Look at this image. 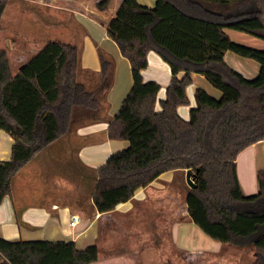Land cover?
<instances>
[{"label":"trees","instance_id":"16d2710c","mask_svg":"<svg viewBox=\"0 0 264 264\" xmlns=\"http://www.w3.org/2000/svg\"><path fill=\"white\" fill-rule=\"evenodd\" d=\"M248 1L155 0L152 8L122 1L106 35L128 61L132 86L108 121L107 136L128 147L96 170L91 198L98 213H108L163 173L190 171L195 183L185 197L190 222L222 245L252 247V264H264V169L256 173L257 193L245 196L235 164L240 151L264 140V50L234 43L225 33L264 41V0H258L259 11L242 10ZM8 3L0 0V29ZM149 52L171 73L159 111V85L142 79ZM226 52L254 60L257 76L246 80L230 69ZM79 59L77 47L48 42L13 75L7 53L0 51V130L14 140L10 160L0 162V203L11 192L12 178L44 148L79 126L106 120L114 62L99 52L98 82L88 88L79 81ZM191 73L202 75L221 97L196 89L195 107L183 120L177 109L189 105ZM97 258L96 246L78 250L72 242L0 238V264H92Z\"/></svg>","mask_w":264,"mask_h":264},{"label":"crops","instance_id":"0c3cea01","mask_svg":"<svg viewBox=\"0 0 264 264\" xmlns=\"http://www.w3.org/2000/svg\"><path fill=\"white\" fill-rule=\"evenodd\" d=\"M122 1L32 0L35 5L60 16L72 14L92 34L94 41L97 39L94 33L100 35L97 46L104 48L103 53L116 61L118 74L123 67L128 75L115 77L114 67L113 84L106 96V120L77 127L44 148L12 178L11 192L0 203V238L10 242H72L78 250L96 246L98 258L92 264H163L164 257L170 258L174 252L191 260L220 257L224 261L219 264H227L232 256L229 247L210 239L189 220L185 204L190 189L185 180L187 170L163 173L111 212L100 214L94 209L91 195L96 170L112 154L128 147L127 141L110 140L107 136L108 121L117 114L132 86L128 61L121 56L113 41L115 47L105 44L110 42L106 27ZM137 2L149 8L155 5V0ZM225 33L230 40L264 50L261 39L239 33L228 35L226 30ZM86 41L89 42L87 38ZM11 49L5 52L14 59L18 72L30 58L20 43L16 50L15 45ZM93 50L94 47L90 53L81 52L79 59L80 69L85 75L79 79L87 87L91 79L96 80L90 72L96 74L100 70L98 54ZM29 53H32V58L37 52L30 49ZM224 62L246 80L254 79L259 72L257 63L232 52L225 53ZM147 64L142 71V79L159 85L155 106L159 111V102L164 99L171 80L170 69L154 52L148 53ZM182 76L183 72L177 75L178 78ZM196 89H202L215 99L221 97V93L202 75L191 73L190 85L186 88L189 105L177 109L183 120L189 119L190 109L195 107ZM13 143L10 135L0 130V162L10 160ZM235 164L242 194L255 195L258 191L256 173L264 169V140L240 151ZM67 168L75 173L73 179L63 176ZM72 216L80 218L74 227L70 225ZM234 252L242 253L244 257L249 252L251 264L255 260L254 251L250 249L236 248Z\"/></svg>","mask_w":264,"mask_h":264},{"label":"rangeland","instance_id":"374dc122","mask_svg":"<svg viewBox=\"0 0 264 264\" xmlns=\"http://www.w3.org/2000/svg\"><path fill=\"white\" fill-rule=\"evenodd\" d=\"M248 4L247 7H241L243 8L242 10H250V8H248L250 6H252L255 10L258 9V11L261 9L259 8L260 4L258 0H249ZM1 27L0 51L9 52V50H12V45H15L16 50L18 43H20L27 52L26 56H28L30 59L32 56V53H29L30 49H33L38 53L45 46V44L54 41L70 43L71 45L77 47L79 55L81 52H83V54L90 53L93 47L95 49L93 51L96 55L99 52H103L104 49L99 45V47L97 46L98 42L96 41L100 38V35L98 36L97 33H94V35L97 37L96 41H94L92 34L88 33L86 27L82 25L75 18V16L69 13L60 16L56 12H50L49 10H44L43 8L35 5L32 0H9L1 20ZM226 32L228 35L230 33H239L245 35L246 37L252 38L251 36H248L244 33L233 30H226ZM86 38L89 40L88 43ZM109 41V43L105 44L110 45L111 47L115 45L111 42L112 40ZM231 41L235 42L233 40ZM238 44L250 47L249 45L242 43ZM8 56L11 62V71L15 74L17 72L18 66L14 63V59H12L10 53H8ZM113 62L116 68L115 77H127V70L121 67L118 74V65L116 61L113 60ZM251 62L256 63L254 60H251ZM90 73L91 77H97V73ZM78 77H85V75L79 70ZM79 81L81 82V79H79ZM97 82V80L91 79V82L88 83V88H93ZM64 175L67 176L68 179H73L75 173L67 168L63 173V176ZM229 249L232 252V256L229 257L230 261H228L227 264H251L249 252L244 257L242 256V253L234 252L236 248L229 247ZM248 249L253 251L251 247L245 248V250ZM170 251L171 250H169V252ZM171 256L172 257L170 258L164 257L163 264H219L223 263L224 261L223 258L212 256L191 260L183 257L178 252L171 253Z\"/></svg>","mask_w":264,"mask_h":264},{"label":"water","instance_id":"95a60500","mask_svg":"<svg viewBox=\"0 0 264 264\" xmlns=\"http://www.w3.org/2000/svg\"><path fill=\"white\" fill-rule=\"evenodd\" d=\"M185 180H186L187 186L190 189H194L195 188L194 177H193V175H192V173L190 171H186Z\"/></svg>","mask_w":264,"mask_h":264},{"label":"built area","instance_id":"2783aa9c","mask_svg":"<svg viewBox=\"0 0 264 264\" xmlns=\"http://www.w3.org/2000/svg\"><path fill=\"white\" fill-rule=\"evenodd\" d=\"M80 221V218L77 217V216H72L71 218V222H70V225L71 227H74L75 225H77Z\"/></svg>","mask_w":264,"mask_h":264}]
</instances>
